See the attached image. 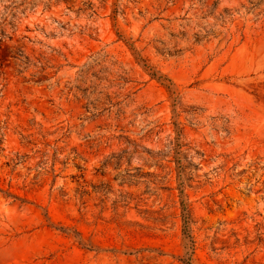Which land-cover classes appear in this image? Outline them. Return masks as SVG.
<instances>
[{"label":"rangeland","instance_id":"374dc122","mask_svg":"<svg viewBox=\"0 0 264 264\" xmlns=\"http://www.w3.org/2000/svg\"><path fill=\"white\" fill-rule=\"evenodd\" d=\"M0 264H264V0H0Z\"/></svg>","mask_w":264,"mask_h":264}]
</instances>
